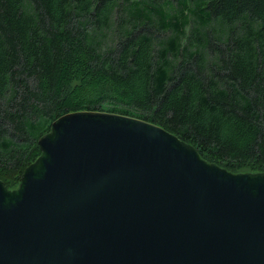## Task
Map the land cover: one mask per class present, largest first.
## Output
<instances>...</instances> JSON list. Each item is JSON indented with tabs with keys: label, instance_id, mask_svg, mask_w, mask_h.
Masks as SVG:
<instances>
[{
	"label": "trees",
	"instance_id": "16d2710c",
	"mask_svg": "<svg viewBox=\"0 0 264 264\" xmlns=\"http://www.w3.org/2000/svg\"><path fill=\"white\" fill-rule=\"evenodd\" d=\"M154 124L232 173L264 171V0H0V181L59 117Z\"/></svg>",
	"mask_w": 264,
	"mask_h": 264
},
{
	"label": "water",
	"instance_id": "95a60500",
	"mask_svg": "<svg viewBox=\"0 0 264 264\" xmlns=\"http://www.w3.org/2000/svg\"><path fill=\"white\" fill-rule=\"evenodd\" d=\"M15 189L0 264H264V171L232 173L154 124L56 119Z\"/></svg>",
	"mask_w": 264,
	"mask_h": 264
}]
</instances>
